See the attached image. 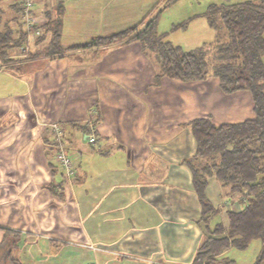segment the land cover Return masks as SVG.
<instances>
[{"label": "crops", "instance_id": "obj_1", "mask_svg": "<svg viewBox=\"0 0 264 264\" xmlns=\"http://www.w3.org/2000/svg\"><path fill=\"white\" fill-rule=\"evenodd\" d=\"M163 1L35 0L32 27L21 23L30 54L12 55L17 67L0 66L14 85L0 91V248L10 264V258L16 264L191 263L205 228L192 173L182 162L196 150L184 125L198 117L215 124L252 118L250 92L225 93L213 75L155 81L153 59L138 41L53 56L40 52L49 31L36 41L59 5L65 49L132 26ZM14 3L0 0L11 27ZM170 31L158 32L180 45ZM213 37L194 47L214 41L215 31ZM53 123L73 162L72 177L55 158ZM91 127L93 143L86 137ZM222 193L209 177L206 194L218 209L211 227L227 223ZM6 230L18 234L11 246L1 243Z\"/></svg>", "mask_w": 264, "mask_h": 264}, {"label": "trees", "instance_id": "obj_2", "mask_svg": "<svg viewBox=\"0 0 264 264\" xmlns=\"http://www.w3.org/2000/svg\"><path fill=\"white\" fill-rule=\"evenodd\" d=\"M175 1L164 0L132 26L91 37L65 49L59 42L62 23L59 5L54 15L41 25L44 29L36 35V41H41L46 31L50 32L49 41L40 50L50 56L66 50L138 41L153 59L155 81L161 76L190 81L213 75L225 93L248 90L254 117L220 124L198 117L184 125L195 139L196 150L182 162L192 173L193 189L201 207L200 220L205 228L190 264H238L223 253L230 247L245 249L254 239L259 240L260 246L252 264H264V0L210 4L205 16L216 37L212 42L187 50L168 40L167 33L157 30L160 13ZM13 9L14 27L9 25V20H4L0 10V66L10 68L17 67L15 62L19 61L10 52L23 45L26 36L19 19L23 14L20 0H16ZM185 24L182 22L173 28H185ZM209 177L220 183L223 197L235 199L240 205L238 209L225 210V225L216 222L211 227L209 224L218 212L206 194ZM4 233L1 243L9 240L8 245H13L18 234L8 230Z\"/></svg>", "mask_w": 264, "mask_h": 264}, {"label": "rangeland", "instance_id": "obj_3", "mask_svg": "<svg viewBox=\"0 0 264 264\" xmlns=\"http://www.w3.org/2000/svg\"><path fill=\"white\" fill-rule=\"evenodd\" d=\"M242 1L245 0H177L161 12L158 19V31H169L171 28V34L169 37L173 42L179 43L183 49L194 47L202 41H209L214 38V30L209 27L205 18V13L209 4H229ZM158 5H162V2ZM187 19L189 21H186L185 28L174 29L172 27V25H176ZM20 22L22 23L21 20ZM19 47L20 46L16 47L10 52V55L12 56L18 53L17 50ZM28 52L29 50L25 52L24 56H27ZM4 86L10 87L14 85L13 82H11V79L5 78L0 74V91L4 90ZM224 202L226 204L223 208L224 210L229 208H239L238 205L233 206L231 202H228V199H225ZM259 246V240L254 239L245 249H237L234 247L228 248L225 251V255L235 260L238 264H252ZM0 250V264H10L4 256V248H0Z\"/></svg>", "mask_w": 264, "mask_h": 264}, {"label": "built area", "instance_id": "obj_4", "mask_svg": "<svg viewBox=\"0 0 264 264\" xmlns=\"http://www.w3.org/2000/svg\"><path fill=\"white\" fill-rule=\"evenodd\" d=\"M23 6V14H22V23L26 26V28H31L33 25V22L31 20L30 16V10L31 7L34 4L35 0H20ZM37 34H40V31H36ZM28 50L26 45H23L18 48L16 55H25V52ZM51 129L54 133L55 140L58 142V147L55 151V158L57 161L60 163L62 166L64 173L66 177H72L74 175V170H73V162L67 152L64 150V148L61 146L60 143V137H61V130L59 128V125L56 123H53L51 125ZM87 141L90 143H93L96 141V136L93 132V127L90 128V130L86 133Z\"/></svg>", "mask_w": 264, "mask_h": 264}]
</instances>
